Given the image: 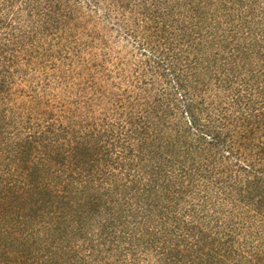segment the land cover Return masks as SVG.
I'll use <instances>...</instances> for the list:
<instances>
[{
  "label": "trees",
  "instance_id": "16d2710c",
  "mask_svg": "<svg viewBox=\"0 0 264 264\" xmlns=\"http://www.w3.org/2000/svg\"><path fill=\"white\" fill-rule=\"evenodd\" d=\"M0 264H264V0H0Z\"/></svg>",
  "mask_w": 264,
  "mask_h": 264
}]
</instances>
